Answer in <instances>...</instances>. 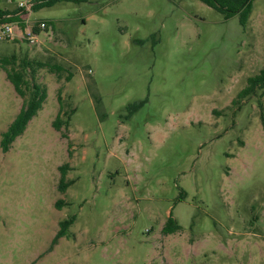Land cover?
Returning <instances> with one entry per match:
<instances>
[{"label": "rangeland", "instance_id": "rangeland-1", "mask_svg": "<svg viewBox=\"0 0 264 264\" xmlns=\"http://www.w3.org/2000/svg\"><path fill=\"white\" fill-rule=\"evenodd\" d=\"M30 20L50 25L38 45L0 43V143L24 104L1 59L63 71L36 70L44 108L0 148V264H264V89L239 99L264 68V0L246 29L199 0H60Z\"/></svg>", "mask_w": 264, "mask_h": 264}, {"label": "trees", "instance_id": "trees-1", "mask_svg": "<svg viewBox=\"0 0 264 264\" xmlns=\"http://www.w3.org/2000/svg\"><path fill=\"white\" fill-rule=\"evenodd\" d=\"M60 0H34L33 10H40L44 7H51L56 2ZM79 1V0H76ZM208 7L220 12L224 15L226 20H229L237 15L240 17L241 26L246 29L249 20L252 16L254 9V0H199ZM19 10L6 11L0 9V21L7 23H14L19 20L18 17ZM1 65L7 74V79L13 86L16 94L24 99L23 107L11 124L9 129L4 132L1 136L0 148L3 154L10 152L13 144L16 140L24 135L29 123L43 110L44 105L48 98V91L46 87L39 85L35 82V72L37 69L47 68L51 73L60 75L63 68L59 65L51 64H38L37 67H33V64L23 61L22 65L18 67V59L15 55L11 57H4L1 59ZM11 67V69H8ZM31 76V83H29L28 77ZM71 81V77L68 78ZM264 89V68L261 73L254 78L249 80V87L244 90L240 95L239 99L243 100L247 98L251 93H254L257 88ZM58 102L61 106L59 115L53 123V128L57 131H61L62 128V114L63 112V100L61 92L58 95ZM144 103L141 102L137 104L134 109L137 110ZM262 121L264 126V114L262 115ZM69 124V123H68ZM71 156V153H70ZM69 164H65L59 168L61 173V180L59 184V191L65 194L69 187L72 185L71 182L67 180ZM65 203L63 201H58L56 203V209L61 210ZM76 217H71L67 220L60 222V230L53 242L56 244L57 241L63 237L67 236L69 229L75 224ZM181 230V226L171 215L168 219L166 225L164 226L163 232L165 235H172L178 233Z\"/></svg>", "mask_w": 264, "mask_h": 264}, {"label": "built area", "instance_id": "built-area-1", "mask_svg": "<svg viewBox=\"0 0 264 264\" xmlns=\"http://www.w3.org/2000/svg\"><path fill=\"white\" fill-rule=\"evenodd\" d=\"M7 1L10 4H15L16 10H19V20L14 23L0 21V43L19 40L26 42L29 46L38 45L41 34L48 31L50 25L46 21L32 22L30 20L34 8V0Z\"/></svg>", "mask_w": 264, "mask_h": 264}]
</instances>
